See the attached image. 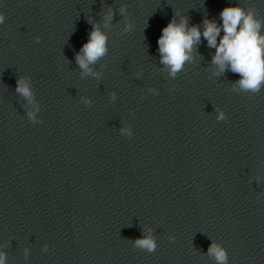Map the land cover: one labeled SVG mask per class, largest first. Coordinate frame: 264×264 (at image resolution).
Instances as JSON below:
<instances>
[{
    "label": "water",
    "instance_id": "water-1",
    "mask_svg": "<svg viewBox=\"0 0 264 264\" xmlns=\"http://www.w3.org/2000/svg\"><path fill=\"white\" fill-rule=\"evenodd\" d=\"M235 4L264 17V0H0L6 264H66L264 180V87L232 91L239 75L214 74L203 36L175 78L158 52L175 13L202 30ZM92 23L108 35V54L92 66L99 80L75 62ZM19 76L31 79L32 104L15 91Z\"/></svg>",
    "mask_w": 264,
    "mask_h": 264
},
{
    "label": "clouds",
    "instance_id": "clouds-1",
    "mask_svg": "<svg viewBox=\"0 0 264 264\" xmlns=\"http://www.w3.org/2000/svg\"><path fill=\"white\" fill-rule=\"evenodd\" d=\"M121 15L126 12V5L119 9ZM113 9L109 8L103 17V27L108 28L113 17ZM175 13L173 18L161 31L157 40L160 63L170 77L175 78L183 69L186 62L194 59L195 46L201 42V36L207 40L209 48H214L212 65L215 66V75L219 76L226 71L239 75V79L233 82L232 91L256 94L264 87V17L258 15L254 7H243L239 4L226 6L219 13L220 23L207 17L200 25L189 26L188 18L181 16L179 22ZM5 22V16L0 13V24ZM131 25L126 26V31ZM221 31L223 35L221 36ZM219 37V42L217 38ZM36 42L40 37H35ZM108 35L102 31L100 23H92L88 34V40L75 55V62L84 76H93L97 80L101 78L100 72L93 71L94 65L108 54ZM15 91L29 104L33 103L34 93L31 79L28 76H19L16 80ZM115 98V92L111 93ZM87 104L89 101L84 99ZM36 107V112L39 107ZM216 119L224 121L225 113L217 109ZM27 116L33 123H37L36 114L28 111ZM120 133L131 137L132 131L128 127L121 128ZM170 237V240H174ZM133 247L153 253L157 248L155 237L151 229L144 230V234L132 241ZM47 246L45 247V250ZM27 255V250H25ZM207 255L215 264H228V252L221 244L213 241L207 251ZM0 264H6V254L0 252Z\"/></svg>",
    "mask_w": 264,
    "mask_h": 264
}]
</instances>
